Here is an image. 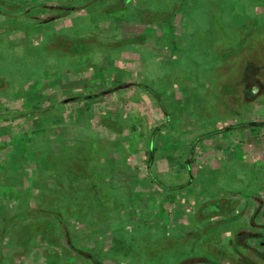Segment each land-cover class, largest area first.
<instances>
[{"label":"rangeland","instance_id":"obj_1","mask_svg":"<svg viewBox=\"0 0 264 264\" xmlns=\"http://www.w3.org/2000/svg\"><path fill=\"white\" fill-rule=\"evenodd\" d=\"M112 1L0 0V264H95L68 240L104 264L174 263L194 253L159 240L201 229L213 199L242 217L203 253L226 262L211 247L264 230V67L237 81L264 61V0ZM95 27L132 40L96 45ZM37 219L55 241L26 234Z\"/></svg>","mask_w":264,"mask_h":264},{"label":"flooded vegetation","instance_id":"obj_2","mask_svg":"<svg viewBox=\"0 0 264 264\" xmlns=\"http://www.w3.org/2000/svg\"><path fill=\"white\" fill-rule=\"evenodd\" d=\"M67 50H72L73 48H78L80 43L76 40H69L67 43ZM243 87V86H242ZM250 92V90H248ZM229 202L225 201L224 205L229 206ZM222 212V209H221ZM237 215H222L210 214V215H197L200 221H204L203 227L201 229H190L186 230L182 235L179 236H169L164 239V249L161 250L168 251L170 249H176L181 253L184 247L194 254L190 256H183L180 254V258L174 263L170 264H264V230H254L247 231L241 230L237 231L233 237L229 238L225 245L217 244V247H211V250L216 252H223L226 257V262L219 261L213 258L209 254H205L198 248L200 243L203 245L205 241L203 240L205 236L213 234V232L206 231L207 228L216 226L219 223H229L233 220L242 217L240 212ZM252 224H257V221L253 218L249 219ZM206 236V237H207ZM171 246L167 248L168 245ZM207 243V248H209ZM214 244V242H213ZM219 245V246H218ZM196 250V252H195Z\"/></svg>","mask_w":264,"mask_h":264},{"label":"trees","instance_id":"obj_3","mask_svg":"<svg viewBox=\"0 0 264 264\" xmlns=\"http://www.w3.org/2000/svg\"><path fill=\"white\" fill-rule=\"evenodd\" d=\"M123 6L124 5H123V1L122 0H118L117 2L112 1V2H109L107 4V10L108 11H114L116 9H119V8L123 7ZM135 11H136L137 17L140 20H142V21H151L152 19H154L155 14H156V12H154V11L147 10V8H146L145 5L144 6H137V7H135ZM172 14H173V11L172 10H170V11H164V15H163L164 17H163V19L166 20L169 24H171ZM220 32L221 33L227 32L226 27L220 25ZM90 33H91V38L94 39L93 43L96 44V45H99V46H103V47H116V45H114V43H113V41H115L116 39H118V42H119L118 43L119 44L118 47L125 45L124 44V41H128L129 42L130 40H132V38H130V37L116 38V35H115L114 32H112V31H110V30H108V29H106L104 27H95L93 30H91ZM53 38H54V35L50 36L48 38L47 42H45L43 44V46L45 48L52 49L51 46H50V43L53 40ZM139 38L142 39L143 36H139ZM263 41H264V39H263ZM67 52L69 54L70 53L71 54L72 53H75V49L73 48L72 50H69ZM263 52H264V42H263ZM260 67H262V68L264 67V61H263V63H258V64L255 63V62H248V63H246L244 71L240 75V78L237 80L238 83L243 86L242 89H241V92L246 93L248 84L251 81V79L253 77V74H255ZM138 84H140V83H138ZM144 86H146V85H144ZM113 88L114 87L109 88L107 90H112ZM105 91L106 90H102V91H100V93H103ZM153 93L156 94L155 91ZM158 102H159L160 105H162V103L159 100V98H158ZM28 113L29 112H18V113H16L13 116L14 117H20V116H25ZM243 123L245 125H249L250 124V122H243ZM243 123H233V124H229V125H226L224 127H221L219 129H216V130H212V131L207 132V133H212V132H215L217 130H222L224 128H227L229 126H236L238 124H243ZM260 123H263L264 124V121H260ZM191 176H192V173L189 170V178H191ZM155 181L158 182L161 186L166 187V188H169V189H174L177 186H180L181 185V184L165 185V184L161 183L160 181H158L157 179H155ZM227 201L229 203L231 202V205H232L233 200H229L228 199ZM218 202H219L218 199H213V200L206 201V202H204L203 204H201L198 207L197 212L200 215L201 214H203V215H210V214H218V213H221V209H220V206H219ZM231 205L229 204V206H228L229 207V210L233 209ZM233 214L234 215H237L238 213H233ZM39 224H42V227L41 228L38 227ZM50 229H51V225L49 224V221L47 219H37V220H35L33 222H30L28 224L27 228H25L26 234H31L34 231H42V233H44V235L48 236L49 240L55 241V239L51 235L52 232L50 231ZM164 239L165 238H162L161 240H159V243H162L164 241ZM68 245L71 248H73L75 250H78V251L84 253L93 263H95V264H104L101 260L97 259L93 254H90L89 252H87V251H85V250H83L81 248H78L77 246H75L69 240H68ZM153 246H154V244L152 245V247ZM169 247H171V246L168 245L167 248H169ZM163 249H164V247H163Z\"/></svg>","mask_w":264,"mask_h":264},{"label":"water","instance_id":"obj_4","mask_svg":"<svg viewBox=\"0 0 264 264\" xmlns=\"http://www.w3.org/2000/svg\"><path fill=\"white\" fill-rule=\"evenodd\" d=\"M69 98H71V97H65V98H63V100H68Z\"/></svg>","mask_w":264,"mask_h":264},{"label":"crops","instance_id":"obj_5","mask_svg":"<svg viewBox=\"0 0 264 264\" xmlns=\"http://www.w3.org/2000/svg\"><path fill=\"white\" fill-rule=\"evenodd\" d=\"M75 96H73V98H74Z\"/></svg>","mask_w":264,"mask_h":264}]
</instances>
